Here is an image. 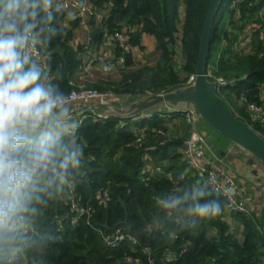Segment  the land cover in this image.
<instances>
[{"label":"trees","instance_id":"1","mask_svg":"<svg viewBox=\"0 0 264 264\" xmlns=\"http://www.w3.org/2000/svg\"><path fill=\"white\" fill-rule=\"evenodd\" d=\"M210 1L93 0L96 8L110 7L103 24L95 27L96 45L101 44L105 30L134 27L133 46L144 50L143 36H152L158 56L154 65L138 67L133 54H128L129 69L122 72L120 81L102 77L103 86H94L95 83L89 86L135 98L147 91L159 94L184 88L187 79L182 80L174 68L177 34L181 33L184 72L190 76L196 72ZM226 3L227 0H222L213 25L208 71L228 81L219 95L239 119L264 138V125L254 121L247 112L250 103L261 104V90L264 89V1L254 6L242 3L232 8ZM225 11L229 16L223 24ZM58 20L60 35L50 48H42V53L48 55L46 66L50 65L53 74L59 73L58 83L69 94L71 80L84 66L80 58L82 46L72 45L78 22L69 21L64 27L65 13H60ZM230 26L232 29L228 30ZM255 26L260 27L251 33V51L245 53L246 29ZM239 101L243 104L238 105ZM160 113H150L146 118L108 114L97 120L87 119L79 126L78 133L86 143V175L75 191L84 203L89 202L95 208L93 226L105 233L122 228L138 240L140 247L152 250L156 264H264V233L255 213H231L233 220L242 227L240 240L225 219L228 209L222 197L219 198L226 206L221 215L196 221L194 226L182 230L176 228L171 218L164 219V214L154 206L153 195L169 191L178 184L190 185L199 179L186 171L182 156L185 139L169 136V122L173 116L182 117L181 112L166 114L171 118L164 114L162 117ZM141 128H146L147 140L137 148L133 143ZM166 136L168 138L162 140ZM149 165L151 170L147 169ZM102 189L109 191L106 203H101L97 197ZM66 198L67 194L63 198H53L41 207L37 229L49 238L43 260L33 261L29 255L18 264H128L125 258L129 256L141 257L145 263V258L137 251L140 247L125 241L109 248L99 233L86 225L85 219L72 224ZM169 251L174 252L175 257L167 261Z\"/></svg>","mask_w":264,"mask_h":264},{"label":"clouds","instance_id":"2","mask_svg":"<svg viewBox=\"0 0 264 264\" xmlns=\"http://www.w3.org/2000/svg\"><path fill=\"white\" fill-rule=\"evenodd\" d=\"M61 7L60 0H0V264L43 260L49 238L37 229L41 207L86 175L71 98L59 73L32 55L60 35ZM212 183L178 184L153 195L154 206L181 230L211 220L226 206Z\"/></svg>","mask_w":264,"mask_h":264},{"label":"built area","instance_id":"3","mask_svg":"<svg viewBox=\"0 0 264 264\" xmlns=\"http://www.w3.org/2000/svg\"><path fill=\"white\" fill-rule=\"evenodd\" d=\"M264 0H235L234 7L242 3H248L249 6L258 5ZM62 7L60 13L66 14V20L77 21L78 27L84 32L85 40L82 43V59L84 66L82 71L77 74L76 78L72 79L70 84L72 89L68 94L72 101V107H75L77 114L76 120L79 126L87 119L101 117L94 113V106H103L112 108L116 105H123L129 96L128 94L116 93L113 90H98L91 88L89 84L95 83L94 67L100 65V72L105 78L111 73L122 74V72L129 69L127 65V55L133 54L134 46L132 44V36L136 32L134 27L115 28L112 31L105 30L101 44L98 46L94 43L95 27L103 24L106 14L109 12L110 7L102 10L96 8L93 0H60ZM106 49L111 51L112 57L106 52ZM117 51L120 53L117 55ZM32 55L45 64L48 55L42 53V48L39 50L33 49ZM174 68L177 73H180L185 65V59L182 54H174ZM208 78H212L216 83L217 92L221 88L226 87L229 83L222 77H215L211 72H208ZM191 81H195V76H192ZM190 81V82H191ZM164 96V92L154 94L147 91L143 96ZM261 104L250 103L247 106V112L250 117L260 124L264 125V89L261 90ZM181 112L185 118L186 123L192 127L191 132L184 141L182 150L183 160L187 166V172L192 176L198 177L200 180H211L212 186L215 189L221 190L220 197L224 198L227 202V209L229 213H244L250 215L246 199L238 182L233 178L222 165V162L216 157H211L208 149V144L201 134L195 130V123H197V116L192 111H172L162 114H171ZM150 114H141L140 118L149 117ZM165 116V115H164ZM138 136L133 143L137 148H141L147 140L146 128L138 129ZM159 134H163L158 131ZM214 158V159H213ZM148 170L152 166H147ZM144 181V180H143ZM231 188L232 192L224 193L223 189ZM97 197L101 203H106L109 200V191L102 189L98 191ZM70 212L72 214V224H77L79 220L85 219L86 225L94 228L101 236L104 244L109 248H115L121 243L128 241L134 247H140L138 240L132 235L126 233L122 228H115L112 232H103L96 229L93 224L95 215V208L89 202L84 203L81 196L75 189L67 194L66 198ZM140 253L145 258V263L141 257L129 256L126 257L128 264H156L153 252L149 247L141 246ZM175 253L169 251L166 255V260L174 259Z\"/></svg>","mask_w":264,"mask_h":264},{"label":"water","instance_id":"4","mask_svg":"<svg viewBox=\"0 0 264 264\" xmlns=\"http://www.w3.org/2000/svg\"><path fill=\"white\" fill-rule=\"evenodd\" d=\"M221 4L222 0L210 1L200 41L195 83L192 87L179 89L164 96H148L144 101L131 105L125 111L113 107L112 110L115 111H110L108 114L137 117L143 114V110L146 109L150 113L149 111L154 107L162 104L175 108L183 104L185 110H192L197 118L200 117L226 139L247 151L252 156L249 164L260 162L264 165V138L237 117L228 102L217 93L216 83H211L208 79L211 34ZM167 138V136L162 137V140ZM259 220L264 233V206L261 209Z\"/></svg>","mask_w":264,"mask_h":264},{"label":"crops","instance_id":"5","mask_svg":"<svg viewBox=\"0 0 264 264\" xmlns=\"http://www.w3.org/2000/svg\"><path fill=\"white\" fill-rule=\"evenodd\" d=\"M183 10H184V7H183ZM68 25H69V21L66 20L63 23V26L67 27ZM145 37L150 38V40L153 43L151 45H149V43H146L145 39H144ZM84 40H85V34L78 27V29L75 30V35H74V39H73L72 45L75 48H78L80 45H82ZM142 45L145 48L144 50H139L138 48L135 47L134 51H133V57L135 58L137 66L141 67V66H144V65H154L155 61H156V58L158 56L157 55V51L155 53V57L156 58L154 59L153 62H148V60H144L151 51L156 50V41H155L154 37L149 36V35H144L143 39H142ZM147 46L149 48H151V50H148L146 48ZM106 52L108 53V55H110V58H111L112 57L111 51L109 49H106ZM95 70L97 71V73H99L100 65H96L94 67V71ZM110 76L115 78L116 81H120L121 78H122L121 74L111 73L108 77H110ZM102 77H104V76H102ZM112 77L110 78V80L113 79ZM132 99L139 100V99H141V97L135 98V97H132V96L130 97L129 96V98L127 99V103L123 104V105H116L115 106L116 109H121L123 111L127 110L131 105L137 103V101H133ZM166 107L169 108L170 106L166 105ZM171 107H172L173 111H178L177 110L178 108H175L173 106H171ZM72 109H73V113H75V107H72ZM96 109H97V111L99 110V111L107 112V110H112L113 107L112 108H108V107H103V106H94L93 110L96 111ZM143 111H147V110H143ZM143 114H146V113H143ZM164 115H165L166 118H171L170 115H166V114H164ZM74 116H75V119H76L77 114H74ZM173 117H172V120L169 122V128H170L169 131H170V134H171L170 136H172L174 138H184V137H181L182 133L178 134L177 127H176L177 125L181 126L182 119H180V117H178V116H176L174 118ZM182 118H184V117L182 116ZM237 146L239 147L238 148V152H241L243 154H248L247 151H245L240 145H237ZM235 149H237V148H235ZM251 158H252L251 155H249L248 157H243V156L240 157V156H235L233 154H230V152L228 154V151H222L221 158L219 157L217 159L220 160V162H222V163H224L225 161L228 162V165H229V167L231 169L230 170V174H232L233 176H237L238 180L240 181V185H241L240 187H242V192H243V194L245 196L246 203L248 205V209L250 210V213H255L260 218V212H261L262 207L264 206V199H262V197L264 196V182L259 177V173H257L256 170H255V164L257 162H255L253 164H249V161H250ZM258 163H260V162H258ZM260 164L262 165V163H260ZM262 166L264 167V165H262ZM225 219L229 223V225L231 226V231L232 232H233L232 224L233 225H237V226H239L242 229L241 225L233 220L231 213L228 212V214H227Z\"/></svg>","mask_w":264,"mask_h":264},{"label":"rangeland","instance_id":"6","mask_svg":"<svg viewBox=\"0 0 264 264\" xmlns=\"http://www.w3.org/2000/svg\"><path fill=\"white\" fill-rule=\"evenodd\" d=\"M234 5V0H227V3H226V6H228V7H230V8H232V7H234L233 6ZM227 8V7H226ZM183 5H182V8H181V18H183ZM228 16H229V13H228V11H225V14H224V18H223V21H222V23L224 24V23H226L227 22V20H228ZM182 24H180L179 25V29H181V26ZM259 27L260 26H255V27H252L251 29L250 28H248V29H246V32L245 33H247L246 35H248L247 36V38H246V40H245V42H244V48H243V51L245 52V53H248V52H250L251 51V46H250V41H251V33H254V31H256V30H258L259 29ZM232 29V27L230 26V27H228V30H231ZM245 35V36H246ZM180 36H181V33H179V34H177V41H176V44H175V54H182V56H183V53H182V48H181V43H180V40H179V38H180ZM145 39V42L146 43H149V45H151L153 42L150 40V38H148V37H145L144 38ZM151 42V43H150ZM148 50H151V48H149L148 46L146 47ZM145 52V51H144ZM155 53H156V50H154V51H151L149 54H148V56L144 59V60H148V62H153L154 61V59L156 58L155 57ZM183 58H184V56H183ZM147 62V63H148ZM185 66V65H184ZM99 71V70H98ZM208 72H211V71H208ZM94 73H95V84H94V86L95 85H101V86H103L104 85V81L102 80V79H100V78H102V74H101V72L99 71V73H97V71L95 70L94 71ZM179 74V76H180V78L182 79V80H185V79H187L186 80V82H185V85H184V88H190V87H192L193 85H194V83H195V81H191V78H192V76H195V74H192V75H190V76H188L185 72H184V67H183V69H182V71L180 72V73H178ZM213 75V74H212ZM112 76H110V77H106L107 79H109L110 80V78H111ZM105 78V79H106ZM113 78V77H112ZM112 81H116V79L115 78H113V79H111ZM191 81V82H190ZM211 83H215L214 82V80L211 78V81H210ZM90 85V84H89ZM184 88H182V89H184ZM177 91V90H176ZM173 92H175V91H173ZM170 93H172V92H170ZM166 94H169V93H164V95H166ZM219 94V93H218ZM155 96V95H154ZM221 96V95H220ZM141 97V99H139V100H135V99H132L133 101H137V103H140V102H142V101H144L145 99H146V97H148V96H140ZM145 97V98H144ZM150 97V96H149ZM222 97V96H221ZM127 103V101L124 103V104H126ZM241 104H243L242 102L240 103V101L238 102V105H241ZM166 105L167 104H162V105H159L158 107H154L151 111H149L150 113H154V112H162V113H166V112H172L173 111V109H172V107L170 106L169 108H167L166 107ZM178 109V111H188V110H185V108H184V105L183 104H180L178 107H177ZM184 108V109H183ZM146 110V109H145ZM110 111H113V110H107V112H103V111H99V113H97L98 115H100L101 117H103V116H106V115H108V113L110 112ZM189 111H192V110H189ZM143 113H146V114H150V113H148V111H144ZM180 119H182V122H181V126H179V125H177L176 127H177V132H178V134L179 133H182V136L181 137H184V139H186L187 138V136L189 135V133L191 132V130H192V127L190 126V125H188L187 123H186V120L184 119V118H182L181 116H180ZM169 130H170V128H169ZM195 130L199 133V134H201L203 137H205V139H206V141H207V144H208V149L210 150V151H208L209 153H210V156L211 157H216V158H221V154H222V151H228V154H229V152H230V154H233V155H235V156H240V157H248L249 155L248 154H243V153H241V152H238V146L234 143V142H231V141H229L228 139H226V137H224L222 134H220L219 132H217L215 129H213L211 126H209L203 119H201L200 117L197 119V123H195ZM259 134V133H258ZM171 134H170V131H169V136H170ZM260 135V134H259ZM172 137V136H171ZM262 137V136H261ZM185 141V140H184ZM234 147V148H233ZM235 148H237V149H235ZM247 155V156H246ZM214 159V158H213ZM222 165H223V167L225 168V169H227L228 170V172L230 173V167H229V165H228V162L227 161H225L224 163H222ZM255 170H256V172L257 173H259V177L261 178V180L264 182V167L260 164V163H256L255 164ZM233 178L238 182V184H239V187L241 186L240 185V181L238 180V177L237 176H233ZM240 189L242 190V187H240ZM245 197V196H244ZM248 206V205H247ZM250 214H252V213H250ZM232 229H233V232L236 234V236H237V238H239L240 240H242V238H243V230L239 227V226H237V225H233L232 224Z\"/></svg>","mask_w":264,"mask_h":264}]
</instances>
